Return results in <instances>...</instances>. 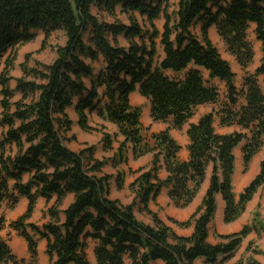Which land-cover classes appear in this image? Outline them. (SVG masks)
Returning <instances> with one entry per match:
<instances>
[{
	"label": "trees",
	"instance_id": "1",
	"mask_svg": "<svg viewBox=\"0 0 264 264\" xmlns=\"http://www.w3.org/2000/svg\"><path fill=\"white\" fill-rule=\"evenodd\" d=\"M169 8V0H0V60L5 57L0 75V210L28 201L25 213L9 226L27 243L32 264L42 240L49 264H90L89 242H96V264H196L199 259L222 264L251 233H264L256 212L251 226L219 236L217 245L208 242L218 196L226 204L224 221L232 224L264 188V161L238 198L232 185L235 149L242 146L247 170L264 148V91L258 81L264 83V0H179L174 15ZM161 17L163 32L156 27ZM212 28L243 69L255 58L252 29L261 44L260 65L240 89L230 63L210 39ZM56 30L64 32L66 44L57 49L54 62L25 66L23 78L11 88L17 48L33 42L38 31L48 39ZM101 61L104 67L88 87L86 80L95 78L93 64ZM216 80L225 84V95ZM136 91L149 100L151 119L169 124L166 131L149 133L143 126L142 108L130 102ZM202 106L212 110L190 124L189 160L181 161V147L170 131L181 130ZM72 108L85 133L96 132L89 124L94 113L117 126V135L124 138L118 149L121 160L129 146L135 160L153 156L148 169L134 173L131 205L110 198L112 177L102 175L105 162L95 158L94 146L78 152L68 148L73 121L67 111ZM217 121L235 131L218 134ZM103 141L110 150L113 137L104 134ZM163 166L169 176L161 181ZM209 166L212 176L201 206L187 222L169 219L180 228L194 226L191 237H179L149 205L168 189L174 207H189ZM123 183L119 174V189ZM69 195L73 201L63 210ZM39 199L48 206L42 225L31 221ZM135 209L153 224L139 220ZM5 223L2 216L0 232ZM9 237L0 240V264H27L13 253Z\"/></svg>",
	"mask_w": 264,
	"mask_h": 264
},
{
	"label": "crops",
	"instance_id": "2",
	"mask_svg": "<svg viewBox=\"0 0 264 264\" xmlns=\"http://www.w3.org/2000/svg\"><path fill=\"white\" fill-rule=\"evenodd\" d=\"M96 66V67H95ZM104 67L103 62L95 63L93 64V69H94V75L95 78L92 80H86V84L88 87H91L93 83L96 81V77ZM264 86V85H263ZM264 91V87L262 88ZM105 92V88L101 87L98 90V93L100 94L101 98L103 97ZM130 102L131 105L135 107H142V118L141 122L143 126L146 129H149V133H161L167 130L169 127V124H165L162 122H154L151 119V105L149 100L146 98L142 97L139 91H136L133 93L130 97ZM147 108V109H146ZM147 110L146 113V118L144 120V111ZM68 115L70 119L73 121V126H72V131H71V136H75V139L72 140L73 144L79 143L81 146L78 148L70 145L71 143H67L68 147L74 151L78 152L82 150L84 144H89L95 145L97 147L96 152H95V158L100 161L105 162V166L102 169V175H108L112 177V180L110 181V198L119 200L123 206H129L132 204V201L134 199V194L130 192V185L135 181L137 175L134 173L141 170V169H148L150 167V164L152 162L153 156L152 155H147L143 158H140L138 160H135L132 155V150L131 147L129 146V149L125 150L124 153L127 156L126 160H121L119 155H118V149L120 144L124 141V138L122 136L116 137L114 141L113 146L110 150H105L104 148V143L102 142V136L97 135L98 138L91 139L89 137V133L83 132L80 127L78 126V118L77 115L75 114V109H69ZM96 114V113H94ZM92 114L90 116V126L94 127L91 123L94 122V119H96L97 122H103L105 124L106 129L104 130V133H108L110 135H115L118 133V128L115 124L105 122L101 120L97 115ZM203 115V114H202ZM202 115H195L193 119L189 121L188 124L184 125L181 130L177 129H171L170 134L171 136L176 140V142L180 145L181 150L179 152V159L181 161H188L189 160V138L187 136V131L189 129L190 124H195L199 120L200 116ZM93 118V119H92ZM101 124V123H100ZM218 134H230L235 131L234 128H221L220 130H217ZM88 134V135H87ZM88 136V137H87ZM116 143V144H115ZM257 156H255L252 160V162L249 164V167L247 170H245L244 166V161H243V153H242V146L238 147L234 151L235 155V171L233 175V192L235 193L236 197L244 191L245 188L248 187L250 182L258 175L260 171V165L264 161V148L262 149ZM212 166H209L206 171V178L205 182L203 183L201 189L199 190L195 200L193 203L185 208V209H178L174 207L171 204V200L169 198V190L164 189L161 191L159 197L155 202L150 203L149 209L157 213L159 218L165 222L169 227L172 228L174 233L183 238H189L193 235L194 233V226H191L189 228H180L176 226L175 224H172L169 219L175 220L180 223L187 222L191 216L196 212V210L201 206L203 199L206 195V192L210 186V180L212 176ZM121 174L122 178L124 179V187L118 191L117 187V178L118 175ZM169 174L165 167L163 166L161 170L158 173V178L161 181H164L168 178ZM261 190H264V188H261L258 193L255 195L253 200L248 203L246 210L249 205H251L254 201V199L257 197L258 194H260ZM73 201V196L69 195L67 197V200H65L64 205L62 209H66L71 202ZM28 207V201L26 199H21L17 207L13 210H9L6 205L3 206V208L0 210V218L2 216L5 217L6 224H10L12 219V222L15 221L17 218L22 216L26 209ZM225 207L226 204L222 200L221 196L217 197V211L215 214V220H217V229L214 230L212 229V225L210 226V232H209V238L208 242L212 245H217L221 242L218 236H227L231 235L234 233H238L239 229H241L244 224V222H241L240 219L241 217L235 221L232 224H227L224 221V216H225ZM48 206L45 200L39 199L35 208V212L32 218L33 223H37L38 220L37 214H43L47 210ZM16 212V213H15ZM135 213L138 217V214L140 213L139 209H135ZM142 222L146 224L152 225L151 219H144V218H139ZM46 220H43L40 222L39 225H42ZM11 230V229H10ZM5 229L0 232V240L1 239H7L8 236L10 235L9 239V245L13 251L20 259H27L29 256L28 253V247L27 243L25 242L24 239L20 238L16 232L14 231H6L4 233ZM95 246H96V242ZM46 249V241L42 240L39 241V250H42V252L45 253ZM157 264H165L161 261L157 262ZM196 264H205L204 259H199Z\"/></svg>",
	"mask_w": 264,
	"mask_h": 264
},
{
	"label": "rangeland",
	"instance_id": "3",
	"mask_svg": "<svg viewBox=\"0 0 264 264\" xmlns=\"http://www.w3.org/2000/svg\"><path fill=\"white\" fill-rule=\"evenodd\" d=\"M178 2H179V0H169V6H170L169 12L173 15L177 10ZM102 17L108 21H112V18L106 16V14H103ZM117 18L122 20L124 23H129L128 19L125 15H120ZM164 24H165V20L163 17H161L159 20L156 21V27L158 28V30L160 32H163ZM197 33L199 34V28H197ZM210 39L213 42V44L216 46V48L218 49L222 58L230 63L232 71L235 73V76H236L235 85L238 89H240L242 86L244 78L248 75H252L255 73L256 68L260 65V60L262 57L261 44L256 41L255 35L253 34V29L249 33V41L252 44L253 51L255 54V58H254L253 63L247 69H243L237 63L235 58L228 53L223 40L219 37L215 28H212L210 30ZM65 44H66V36H65L64 32L61 30L54 31L51 34L50 38H48V39H46V37L42 31L36 32V38L33 42H31L29 44L21 45L16 50L13 68L10 71V77L12 79L10 82V87L15 88L16 79L23 78V76H24L23 68L25 66L27 68H32V67H37L40 65H51L54 62V60L56 59L57 49L59 47H63ZM122 44H124V42H122ZM158 55H159V58L163 57V48L160 45L159 41H158ZM4 68H5V57L0 60V75L4 71ZM205 76L207 77V73H205ZM258 81H259L260 86L263 88L264 83H263L262 78H258ZM214 85L216 87H218L222 96L225 95L226 88H225L224 83L216 80V81H214ZM18 98H19V96H17V99ZM142 110H143V108H142ZM211 110H212L211 106H202V107L198 108V110L196 111V116L202 115L206 112H210ZM146 113H147V110L144 111V116H143L144 120L147 116ZM94 115H97V114H94ZM101 120H103V119H101ZM105 122H107V121H105ZM91 124L94 125L93 128L96 129V132H92V133H89V135L88 134L87 135L89 137H91V139L98 138L97 135H100V136H102L101 139H102V142L104 143L103 135L108 134V133H104V130L106 129L105 124L103 122H97L96 119H94V122ZM218 124L219 123L217 121V123L215 124L216 128H217V130L221 131V127ZM108 135H110V134H108ZM110 136L113 137V143H114V141H115L116 137H118V135L115 134V135H110ZM66 137L69 140L67 143H71V142H73L72 140L75 139V136H71V132L68 133L66 135ZM70 139H72V140H70ZM115 142L117 143V141H115ZM113 143H112V146H113ZM70 145H72L76 148L81 146L79 143H75V144L71 143ZM91 146H94L97 149V147L95 145H91ZM87 147H90V145L84 144L82 148L85 149ZM104 148H105V146H104ZM204 182H205V180H204ZM115 186L117 187L118 191L121 190L118 188V185H115ZM123 187H124V183H123ZM130 192H131V190H130ZM66 200H67V198H66ZM113 200H115V199H113ZM45 212H43V214H37V218H36V220H38L37 224L38 223L40 224V222H42L44 220L43 215ZM256 212L259 213V219H261V221L264 223V190H261L260 194L257 195V197L254 199L253 203L248 206L247 210L241 216L240 221L244 222V224L242 225L243 227L245 225H248V226L252 225L253 220H254V214ZM138 217L140 219L144 218L146 220L151 219L150 216H148L145 213H141V212L138 214ZM10 221L12 222V219H10ZM9 225L10 224H6L4 233H6V231H8V230L11 231ZM211 225H212V229H214V230L217 229V220H215V217H214ZM243 227L241 229H239L238 231L240 232L243 229ZM94 249H95V243L89 242V245L87 248V254H88L90 264H96L95 256H94ZM38 253H39L38 259H37L35 264H49L48 257L45 255V253L42 252V250H39ZM26 261H27V264H32L29 256L26 259ZM222 264H264V233H258V232L251 233L242 242L241 246L233 254V256L230 259L222 262Z\"/></svg>",
	"mask_w": 264,
	"mask_h": 264
}]
</instances>
